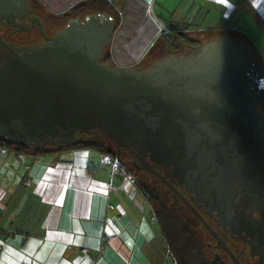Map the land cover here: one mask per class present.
Returning <instances> with one entry per match:
<instances>
[{
	"label": "flooded vegetation",
	"instance_id": "af4514ba",
	"mask_svg": "<svg viewBox=\"0 0 264 264\" xmlns=\"http://www.w3.org/2000/svg\"><path fill=\"white\" fill-rule=\"evenodd\" d=\"M39 10L34 0H0V146L34 156L82 146L106 151L188 227L208 264H264V130L247 119L252 110L264 118V93L252 95L246 74L264 67L255 53L241 50L242 42L206 46L231 38L180 35L182 41H163L145 59L122 66L112 55L116 17L110 7L65 17ZM98 14L110 17L113 27L103 18L107 34L97 43L64 35L68 23L75 32ZM68 42L80 50L77 58L72 50L55 61ZM212 51L221 55L212 63L183 61ZM222 106L247 112V129L232 134V127L206 124ZM92 114L118 139L91 121ZM71 129L73 137L60 136Z\"/></svg>",
	"mask_w": 264,
	"mask_h": 264
},
{
	"label": "crops",
	"instance_id": "0c3cea01",
	"mask_svg": "<svg viewBox=\"0 0 264 264\" xmlns=\"http://www.w3.org/2000/svg\"><path fill=\"white\" fill-rule=\"evenodd\" d=\"M34 1L54 17L110 7L112 55L122 66L170 32L237 40L264 65V0L256 8L252 0ZM100 157L84 146L36 156L0 146V264H174L137 175L112 172Z\"/></svg>",
	"mask_w": 264,
	"mask_h": 264
},
{
	"label": "water",
	"instance_id": "95a60500",
	"mask_svg": "<svg viewBox=\"0 0 264 264\" xmlns=\"http://www.w3.org/2000/svg\"><path fill=\"white\" fill-rule=\"evenodd\" d=\"M103 18L108 20L110 22V26L113 27V23H112V20L110 17H108L105 14H98L96 16L84 18V20L81 23H79L80 29L76 30L75 32H73V29H70L71 24L68 23L67 26L63 30L64 35H69L70 37H73L75 42L84 43L87 46H89L87 43H89V44L97 43L99 37L102 34L104 36H106V34H107L106 32H104V29H106V24H108V23L106 21H104ZM95 20H97L96 23H94ZM80 36L82 37L83 42L79 41ZM220 41H221L220 43L214 41L213 44H209L206 46L209 47V46L214 45L213 47L216 48L215 46L220 47L221 44H224L223 42H226L227 44H230L233 46H236V44H239V42H233L231 39L227 40V41H224V40H220ZM70 47L71 46H69V42L66 43V46L61 48V51H59V52H57V54H55L54 60L57 61L58 59H60V60L66 59V58L72 56V50L73 49ZM245 49H249L252 52L251 57L254 56V51L251 47L243 45L241 47V50L244 51ZM203 51H204V48H203ZM73 52H75V51L73 50ZM79 52H80V50H77V53H79ZM201 52H202V49H201ZM77 53L76 52L74 53V55H73L74 58H77V56H78ZM199 57L200 56H197V55H195V53H193V54H190L188 56H185L183 61L185 63L189 62V63H198V64L205 65L206 63H212L213 61H217L221 57V55L217 51H212L209 55L205 54V55H203V57H200V58ZM248 60H249V57L245 53L243 56V62L247 64ZM243 67L247 68L246 66H243ZM256 67H257L256 72L251 71V70H246V74L248 75V77L251 81L250 89L252 88V90H251L252 95L255 94L257 96H261L264 93V67L261 65H257ZM120 72L128 73L129 71L121 69V70H119V73ZM37 75L43 77V74L38 73ZM215 76L216 75L214 74V77ZM142 78L145 79L146 83H148V80L151 79V77L147 74H145V77L142 76ZM142 81H144V80H142ZM215 82L218 83L216 85V87L219 86V90H222L220 85H222L223 83L221 81H219V82L215 81ZM195 87L197 89V92H199V93L202 92V90L199 89L200 87H202V80H200V77H198V81H197V84L195 85ZM220 93L222 94V91ZM208 102H211V101H208ZM229 109H230L229 106L224 107V108L222 106L221 111L218 110L217 112H213V116H215L216 119H214L213 116H208V118L205 119V123L206 124L207 123L208 124L213 123L212 125L219 123L223 127H228V126L232 127L233 128V131L231 132L232 134L234 132L236 133V131H242L243 129H247L246 127H248V126L244 122L245 114H247V112H243L245 114H240L239 112H234V111L229 110ZM232 109L235 110L236 108H232ZM251 112H252V115H247L248 121H250V123L252 125L254 123L253 119L255 118L256 121H259L257 123L255 122V123L258 125V127H260L261 129L264 130V118L263 117L261 118L259 116V114H257V113L255 114L253 112V110ZM89 119L91 121H94L98 126H100L108 135L113 136V137L116 136L111 128H108L104 124H101L99 121H97L93 117V114L91 115V117H89ZM71 122H72V120H71ZM138 123H139V126H141V124H144L141 120ZM127 124L129 126L133 125V123L130 120L127 121ZM245 124H246V127H243V125H245ZM170 131H172V130H170ZM60 136L61 137H73L74 136V130H72V129L67 130L65 133H60ZM116 139H118V138H116ZM66 143H69V142H66ZM60 144H65V142L61 141ZM139 157L141 158V156H139ZM117 159L120 161L119 158H117ZM121 164H122V162H121Z\"/></svg>",
	"mask_w": 264,
	"mask_h": 264
},
{
	"label": "trees",
	"instance_id": "16d2710c",
	"mask_svg": "<svg viewBox=\"0 0 264 264\" xmlns=\"http://www.w3.org/2000/svg\"><path fill=\"white\" fill-rule=\"evenodd\" d=\"M174 33L176 34L174 35ZM179 33L170 32L168 36H162L161 39L164 38V41H169V43H173V40L178 43L184 39L180 37ZM102 153L108 152L102 150ZM137 183L146 194L145 183L140 179H138ZM148 199L155 214L159 230L166 243L168 255L174 264H208L199 244L193 238L192 232L188 227L175 214L166 210L158 200L149 196Z\"/></svg>",
	"mask_w": 264,
	"mask_h": 264
},
{
	"label": "built area",
	"instance_id": "2783aa9c",
	"mask_svg": "<svg viewBox=\"0 0 264 264\" xmlns=\"http://www.w3.org/2000/svg\"><path fill=\"white\" fill-rule=\"evenodd\" d=\"M100 165L109 167L112 172H116L131 178V175L126 172L125 167L121 164L117 157L112 156L108 153L101 154Z\"/></svg>",
	"mask_w": 264,
	"mask_h": 264
},
{
	"label": "clouds",
	"instance_id": "9594fccd",
	"mask_svg": "<svg viewBox=\"0 0 264 264\" xmlns=\"http://www.w3.org/2000/svg\"><path fill=\"white\" fill-rule=\"evenodd\" d=\"M258 0H252L253 7H257ZM259 14L264 17V11H259Z\"/></svg>",
	"mask_w": 264,
	"mask_h": 264
},
{
	"label": "rangeland",
	"instance_id": "374dc122",
	"mask_svg": "<svg viewBox=\"0 0 264 264\" xmlns=\"http://www.w3.org/2000/svg\"><path fill=\"white\" fill-rule=\"evenodd\" d=\"M220 39H223V38H220ZM220 41V40H219ZM159 42H157V43H155V45H157ZM157 49H159L158 47H156V50ZM127 169V171L129 172V173H131L132 175H133V177L134 178H136L137 179V177H136V175L130 170V169H128V168H126Z\"/></svg>",
	"mask_w": 264,
	"mask_h": 264
},
{
	"label": "bare ground",
	"instance_id": "6f19581e",
	"mask_svg": "<svg viewBox=\"0 0 264 264\" xmlns=\"http://www.w3.org/2000/svg\"><path fill=\"white\" fill-rule=\"evenodd\" d=\"M3 149V148H2ZM4 150V149H3ZM125 170H126V172L128 173V174H130L128 171H127V169L125 168Z\"/></svg>",
	"mask_w": 264,
	"mask_h": 264
}]
</instances>
